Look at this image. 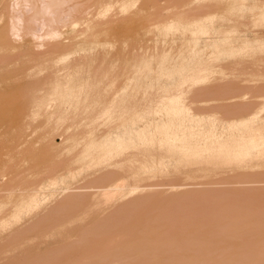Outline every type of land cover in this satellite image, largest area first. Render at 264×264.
<instances>
[{
	"label": "rangeland",
	"instance_id": "obj_1",
	"mask_svg": "<svg viewBox=\"0 0 264 264\" xmlns=\"http://www.w3.org/2000/svg\"><path fill=\"white\" fill-rule=\"evenodd\" d=\"M131 1L85 0L87 6L97 3L94 9L83 17L85 21L93 11L101 10L103 5L104 7L108 5V11L101 26L95 31L92 39H78L66 31L68 34L65 32L67 35L63 39L53 43L61 48L57 61L60 63L72 61V69L66 72L64 69H55L54 73L49 72L45 84L36 82L28 76V72L31 74L36 68L42 69L37 64V57L45 53L47 48H41L34 44L33 51L32 49L30 51L28 46H24L26 51L22 48V51L10 52L11 54L7 58L0 57V176L2 175L0 177V264H48V262H50L49 264H135V262L136 264H175L177 261H180L179 264H203V262L204 264H241L243 260L246 263L247 261H256L255 264H258L260 261L263 264L264 148L248 150L246 135L250 128L262 127L264 130V102L261 103L262 105L260 104L259 110L251 113L245 111L244 106L248 100V94L258 90L264 94V86H262L264 71L245 70L250 68L260 70V66L264 65V28L256 29L249 25L251 20L264 14V0H140L141 3L138 0ZM137 1L141 5L137 7V9L141 7L138 14L141 9H144L143 13L140 12V16L136 15L137 12L131 11L133 10L131 6H136L132 3L135 4ZM186 4L191 5L190 8L189 6L183 7ZM192 4L198 10L208 6L213 14L210 21L212 32L207 36L200 33L199 20L194 22V16H190L196 13ZM160 5L162 9H160ZM171 5L173 7L170 8ZM151 8H154L153 11ZM187 8L188 11L191 10V13L187 11ZM0 11H3V6L0 7ZM128 11L132 13H128ZM193 11L195 13H192ZM211 12L208 11V13ZM183 14L185 17L190 16L185 20L193 19L191 20L193 22H190V25H186L187 22H184L183 28L180 29L182 30V32L180 31L181 35L178 26L180 24L177 25V28L168 27L170 29H166L167 20H169L168 25L170 26L176 23V20L172 21L175 18L178 19V23H181L184 19ZM155 15L160 20L163 15H165L164 17L173 15V18L166 17L167 19L161 20L164 22V29L161 28L163 23L161 24L160 21L157 20L155 24L157 19ZM228 15L233 19V24L237 26V29L233 35L223 41L224 44L214 38L220 35L224 27L223 19ZM130 17L132 18L130 19ZM127 19L128 23L126 24ZM157 24L160 25L157 26ZM184 28H188V31L192 30L190 33L193 30L196 33H193L194 36L187 34L183 31L186 30ZM26 41L28 40L20 43L24 45ZM142 42L144 45H141ZM161 42L165 43L164 45L168 48L172 47L170 50L174 51L172 52L174 56L171 53L169 54L172 57L167 56L168 48L164 49ZM145 45V48H150L153 54L148 50L150 54L144 55L147 49L144 48V52L142 49ZM157 46L163 47L162 53L160 48L154 51ZM189 46L192 47L191 50H189ZM10 48L11 46H8L7 49ZM5 49V46L0 48V55ZM155 52L163 55L159 56ZM175 53L177 54L175 55ZM140 54L143 56L140 57ZM164 54H166V58L162 62H156L157 59L158 61L161 59L158 56L163 58ZM134 55L140 57L141 60L140 58L138 60L137 57L136 59ZM154 55H157V59L151 61ZM128 56L131 59L134 57L136 62L133 59V62H130L131 59H128ZM143 58L144 62H142ZM102 61L108 62V65L103 69V73L108 75L112 74V64L115 62L114 67L117 64L118 68L124 69L126 65H129L132 74L140 72V76L144 73L145 78L149 77L146 80L149 90H143L144 77L141 79L144 81H140L139 74H130L126 78V75L122 76V72L117 67L116 70L119 72L115 73L114 71L115 76L113 75V77L121 74V79L118 77L119 75L117 76L119 80L115 78L118 81H114L113 86H117L119 90L113 87V97L115 95L119 97L122 88H129V91H125L126 96H121L126 98L130 92L134 96L136 95L134 97L129 93L132 98H137L135 101L139 99L136 102L137 106L139 105L138 108L136 105V107L132 105L136 111L132 112L131 109V116L126 117L127 121L131 120L130 117L132 120L127 122L124 121L126 118H123L115 120V123H103L95 126L97 129L90 128V134L86 128L87 135L85 132L84 136L78 134L81 128L73 125L72 128H69L73 133L69 130L72 139L69 137L71 142L68 141L69 145L66 143L67 147L64 146L65 140L58 135L53 138L51 146L48 143L45 144L46 142L43 143L46 141V136L42 128L45 127L46 119L35 122V124L30 121L33 108L29 107V100L32 94L40 91L41 84H44L45 91L49 90L48 85L51 87L50 91L64 90L66 87H70L69 84H66V80L58 84H49V79L63 75L64 72H73L74 76H77L78 71L80 73L85 71L84 75L82 74L84 77L78 75L74 83L78 89V95L85 93V96L89 98L93 90H90L91 93H89L88 89L81 84L97 74L96 70H98V74L100 73L99 64H103ZM123 61H126V65H123L125 64ZM147 62L149 63L147 64ZM131 63L132 65H130ZM135 63L137 66H141L137 67ZM27 64L29 65L27 66ZM133 64L137 68L133 67ZM240 65L244 67L242 70H245L242 73L237 71ZM145 68L148 69L147 73L144 72ZM123 69L121 70L123 71ZM9 70L14 74L11 73L10 76ZM87 70L88 72H86ZM245 73L250 74L249 79L239 83L250 89L255 86L254 91L245 90L242 87L239 88V92H232L231 87L226 88L224 81L237 80L238 78L241 80ZM2 74L6 78L2 77ZM135 76H138V78H134L137 84L144 83H141V86L139 84L137 88L136 84L133 87L130 86L131 88L127 87V84L134 83L132 78ZM113 79L101 77L100 83L107 81L101 85L106 92L110 90ZM78 83H80L79 86ZM134 88L136 93H133L135 92ZM173 88L178 89V103L184 106L181 113L170 116L171 111H168L169 108L166 106L165 108L164 106L153 107L156 109L148 113L151 109L150 104L169 100ZM140 89L144 91L143 93L147 91L146 96L140 92ZM138 93L139 98L137 97ZM58 97L62 98L58 94H52L42 100L53 101ZM34 99L42 101L39 97H33ZM66 100L70 101L68 98ZM74 106L82 108L78 104ZM129 107L127 108L129 109ZM239 108H242V111L239 112ZM158 109L163 112H159ZM141 113L146 114L147 118L144 115V117L142 115L140 117ZM90 115V113H83L84 118L90 117ZM133 118H135V122ZM50 123L48 122L49 125ZM37 130H40V133ZM88 135L93 136V139L86 145L82 138L86 139ZM128 161H134L135 165L141 166V176L144 179L147 178L149 181L148 178H158V180L153 179L154 181L150 179L147 184L165 183L163 180L167 175H186V177L183 176L184 178L176 179L182 182H189L191 181L189 179L195 178L202 182L211 179L213 183L179 187L69 189L78 187L72 186L77 184L75 181L87 179L97 171L112 166L118 167ZM4 176L7 179L3 178ZM10 176L16 180H12ZM129 178L135 180L137 177L130 176ZM123 184L127 186L134 183ZM51 187H57V189H50ZM40 188H45V190H39ZM141 193H144V198L147 199V204L144 205L147 209L143 207L141 213L133 217L134 220L132 218L123 220H127L125 222L127 224H125L126 227L123 226L120 229L123 230L120 235H117L116 232L120 226L112 225L106 232L107 234L99 237L97 241H86L82 246L77 243V237L86 215L93 216L91 219L89 218V222H92L93 218L100 219L104 213V208L100 207L101 205L98 203L112 199H136ZM187 194H191L195 200L189 205V201L185 202L186 205L182 201L187 198L185 196ZM68 196H74L73 199L90 201L87 205H80L75 209L72 207L63 208L61 211L65 217L61 221L47 220L39 225L32 224V221L35 222L33 220L35 216L48 213L52 209V205L63 203L68 199ZM238 219H241L242 222L240 220L238 222ZM126 231L128 235H126ZM115 232L119 237L115 235ZM183 238H187L188 241L185 239L186 242H183ZM210 239L213 241L207 244L206 241ZM111 240L114 242L113 245ZM163 243L169 246L166 244L162 246ZM209 243H211L210 246ZM228 246L230 247L228 248ZM207 247L210 249L208 250ZM195 249L198 252H195ZM126 251L130 254H125ZM114 252L116 255L113 254V257L110 253ZM225 252L226 254H224ZM59 253H62L63 256ZM155 253L161 256L156 257ZM56 254L60 256L57 257ZM204 256L205 258H203ZM237 261L240 262L237 263Z\"/></svg>",
	"mask_w": 264,
	"mask_h": 264
},
{
	"label": "bare ground",
	"instance_id": "obj_2",
	"mask_svg": "<svg viewBox=\"0 0 264 264\" xmlns=\"http://www.w3.org/2000/svg\"><path fill=\"white\" fill-rule=\"evenodd\" d=\"M83 1V2H82ZM131 1V0H130ZM140 2V0H138ZM135 2V4L132 3V5H136L135 7L131 6V8L133 10H131L132 12H137L136 15L137 16H140V12L142 11L143 13V10L144 9H141L139 14H138V10L137 7L141 6L140 3ZM133 2V1H131ZM144 3V2H143ZM232 3V2H231ZM230 3V4H231ZM238 3V2H237ZM97 4V3H96ZM96 4L92 5V6H87V3H85V0H0V7L3 6V11L1 12L0 11V48L2 47H6L5 51L3 50L0 57L1 58H7L9 54H11L10 52L12 53H15V52H18L19 50L22 51V48L25 49L26 51V48L24 46H28L27 48L32 49L33 51V48L35 47L34 44H36V46L38 47H41V48H47V50L45 51V53H42L41 55H39L37 57V64L38 66L42 67V69H38L36 68V70L33 71V73H29L28 71V76H30L31 78H33L36 82H40V83H44L47 81V78H48V73H54L55 69H58V70H62L64 69L65 72L66 71H70L72 69V61L68 60V61H64L62 63H60L59 61H57L59 58L57 57L58 54L60 53V50L61 48L58 47L57 45H53V43H55L57 40L59 39H63L68 33L66 31H69L70 33L69 34H73L75 35L78 39H92L95 31H97V29L100 28L101 26V23H102V20L104 19V16L105 14L107 13L108 11V5H106L104 7H102L101 10H96V11H93L91 16L88 18V20L83 18L87 13L91 12L94 7L96 6ZM187 4H191V3H187ZM183 5V7H187L189 5ZM229 4V5H230ZM157 6L159 4H156ZM175 5V4H174ZM101 6V5H100ZM191 6V5H190ZM189 6V8H190ZM193 6V4H192ZM143 7V6H142ZM173 7L172 5L170 6V8ZM195 8V12L193 11L192 13H195L194 14H191L190 16H194V22H196L197 20H199V28L201 29L200 33L201 34H204V35H208L210 34L212 31L210 30V27L212 26L210 21L212 20V12L210 11V8L207 6V7H203V8H199V10L197 9V7L194 5L193 6ZM192 7V8H193ZM240 7V6H238ZM135 8V9H134ZM156 8V7H155ZM237 8V7H236ZM105 9L103 12L102 10ZM137 9V10H136ZM154 8H151V11H153ZM157 9V8H156ZM160 9H162V6L160 5ZM201 9V10H200ZM158 10V9H157ZM131 11H128L131 12ZM187 11H188V8H187ZM190 13H191V10H189ZM188 11V12H189ZM211 12V13H208ZM120 12V11H119ZM131 12V13H132ZM198 12V13H197ZM122 14V12H120ZM155 13V12H154ZM153 13V14H154ZM163 13V12H162ZM186 13V12H185ZM120 14V15H121ZM145 14V13H144ZM151 15V13H149ZM164 14V13H163ZM187 14V13H186ZM258 14V12H257ZM118 15V16H120ZM130 15V14H129ZM129 15H127V17H129ZM148 15V14H147ZM146 15V16H147ZM162 15V14H161ZM160 15V16H161ZM263 15V16H262ZM260 17H257L253 20H251L249 22V25L251 27H254L256 29H260V28H264V14H262ZM165 15L161 16V18H165L167 19L168 17H172V16H166L164 17ZM176 16V15H175ZM184 16V14H183ZM182 16V18H183ZM189 15H187V19L190 17H188ZM155 17L157 18L156 21H155V24L158 20V22L160 21V23L162 24L163 23V27L161 28H164L165 29V26H164V22H161V20H163V18L160 20L159 17H157V15H155ZM184 16V21L181 23L179 22L178 23V19H172L173 20H176V24L174 26L173 25H168V21L167 20V30H169L171 27L172 28H177V25L179 26V33L180 31L182 32V30H180L181 28H183V25H184V22H187L186 25H190L193 21V19H191L190 21L189 20H185L186 18ZM132 17H130L131 19ZM159 18V19H158ZM173 18V17H172ZM180 18V17H179ZM129 19V18H128ZM128 19L126 20V24L128 23ZM138 20V19H137ZM145 20V19H144ZM147 20V19H146ZM242 20V19H241ZM130 21V20H129ZM134 21V20H133ZM180 21V20H179ZM224 21V27L223 29L221 30L220 32V35L217 36L216 38H214V40H217V41H222V43H224L223 41L227 40L231 35H233L235 32H236V29H237V26H234L233 24V19L231 18L230 15H228L227 18H224L223 19ZM238 21V20H237ZM171 22V20H170ZM189 22V23H188ZM191 22V23H190ZM139 23V22H138ZM165 23V24H166ZM183 23V24H182ZM124 24V25H126ZM170 24V23H169ZM160 25V24H157V26ZM185 25V26H186ZM155 26V25H154ZM153 26V27H154ZM182 26V27H180ZM151 27V26H150ZM158 27V28H160ZM170 27V28H168ZM188 27V26H187ZM171 28V29H172ZM190 28V27H189ZM192 28V27H191ZM190 28V29H191ZM194 28V27H193ZM186 30H183L184 32H186L187 34L189 33L190 35L193 34V33H196V31L193 30L192 33H190L191 31H188V28H184ZM195 29V28H194ZM65 32L67 34H65ZM152 32V31H151ZM162 32V31H161ZM165 32V31H163ZM167 32V31H166ZM140 33V31H139ZM160 33V32H159ZM157 33V34H159ZM185 33V34H186ZM77 34V35H76ZM149 34V33H148ZM182 33H180L181 35ZM145 35V34H143ZM147 35V34H146ZM195 35H198V34H195ZM194 36V34H193ZM145 37V36H144ZM185 38V37H184ZM190 38V37H189ZM193 38V37H191ZM183 39V38H182ZM197 39V38H196ZM25 40H28L26 41V43L23 45L21 44L20 42L22 41H25ZM156 40V39H155ZM189 40V39H188ZM191 40V39H190ZM199 41V40H198ZM193 42V41H192ZM196 42V41H194ZM159 43V42H158ZM162 43V42H161ZM160 43V44H161ZM220 43V42H219ZM218 43V44H219ZM143 44V42L141 43V45ZM163 44V43H162ZM165 44V43H164ZM164 49L165 48H168L166 45H164ZM171 45V43H169ZM196 44V43H195ZM225 44V43H224ZM144 45V44H143ZM156 45V44H155ZM159 45V44H157ZM184 45V44H183ZM191 45V44H190ZM223 45V44H222ZM8 46H11L10 49H7ZM138 46V45H137ZM162 46V45H161ZM172 46V45H171ZM146 47V45L143 47V52L145 51L144 48ZM149 47V46H148ZM155 47V46H154ZM153 47V48H154ZM174 47V46H173ZM177 47V46H176ZM184 47V46H183ZM182 47V48H183ZM187 47V45H186ZM142 48V47H141ZM140 48V49H141ZM152 48V49H153ZM160 48L157 46V48H154V51L156 49ZM163 47L160 48V51L161 53L163 52ZM172 47H169L167 50L168 52L167 53V56L169 57L170 54H173L172 52L174 51H171ZM192 48V47H191ZM190 46H189V50H191ZM195 48V47H194ZM147 49L145 52H144V55L147 56V54H153L152 51H150V48H145ZM176 49V48H175ZM174 49V50H175ZM148 50L150 53H148ZM173 50V49H172ZM187 50V48H186ZM127 51V50H126ZM139 51V49H138ZM138 51H137V55H138ZM153 51V52H154ZM160 51H158L160 53ZM185 51V49H184ZM141 52V51H139ZM159 53L155 52V54H158ZM179 53V52H177ZM175 53V55L177 54ZM132 54V53H131ZM134 54H135V51H134ZM133 55V54H132ZM130 55V56H132ZM163 55V54H162ZM161 54L159 56H162ZM128 56V59H131V57ZM140 57L143 56V54H140L139 55ZM144 56V57H146ZM149 56V55H148ZM156 56V57H155ZM158 58H161L159 61L157 59V55H154V58L151 59V61H154L156 60V62H162L163 59H165L166 57V54H164L163 58L162 57H159ZM174 56V54L172 55ZM170 56V57H172ZM119 57V56H118ZM117 57V58H118ZM124 57V56H123ZM135 57V55H134ZM133 57V58H134ZM137 57V56H136ZM135 57V58H136ZM140 57H137L138 60ZM122 58V57H121ZM127 58V57H125ZM132 58V59H133ZM136 58V59H137ZM174 58V57H173ZM107 57H106V61H107ZM124 59V58H123ZM131 59L130 62H133V60ZM170 59V58H168ZM127 60V59H125ZM141 60V58H140ZM106 61H102L103 64H99V69H100V73L98 74V70L97 71V74L93 75L92 78L90 80H86V82L84 81L83 84H81L82 86H85L87 89H88V92H90V90H93V93H91L90 96L93 97V99L90 100V97L89 95V98H87V96H85V93H81L80 95H78V89L77 87H75V79L78 78L77 76L81 75L83 76L84 72L83 73H80L79 71L77 72V76H74L73 72L71 73H65L63 75H58V77H55V78H51L49 79V84H58L59 82L63 81V80H66V84H69L70 87H66L64 90H57V91H50L51 87L48 85L49 87V90L48 91H45L43 89V86L44 84H41L40 85V91L37 92V93H33L32 94V97L31 99L29 100V107L30 109L33 108L32 110V116H30V121L32 123L35 124V122H38L40 120H43V119H46V123H45V127L42 128L44 129V134L46 136V141H44L43 143L50 145L53 141V138H55L57 135L60 136L63 140H65L63 143H64V146L67 147L66 143L69 145V143L71 142L69 137L70 136V133H69V128H72L73 125H75L76 127H79L81 128V131L78 132V134H82L84 136L85 132H86V128L88 129L87 132L88 134H90V128L92 129V127H95V126H99V125H102L103 123H115L114 121H118L120 119H123V118H128L129 116H131V109H132V112L136 111L134 110L137 106V103L139 101L135 99L137 98H134L136 97V95L134 96L132 93L128 92L127 96L129 97H126V98H123L125 97V93L127 91H129V88L126 89V88H122L120 91L122 92L121 96L118 97V95H115V97H113L114 94H112V89L117 88L113 86L114 84V81H118L119 78H117V75L116 77H113V75L115 76V73H117L116 71L119 72H122V76H125L126 75V78H128L130 76L131 73V69L129 67V65H126V61H123L125 64L123 65H126V67L123 69L122 67H120L121 69H123V71L117 67V64H116V67L119 69V70H116V67H114L115 65L112 64V74L111 75H108L106 73H103V69L108 65V62ZM135 61V60H134ZM148 61V60H146ZM166 61V60H165ZM129 62V61H128ZM127 62V64H129ZM136 62V61H135ZM138 64H139V61H137ZM142 62H144V58L142 60ZM261 62V61H259ZM35 63H36V60H35ZM57 63H59L57 65ZM149 62H147L148 64ZM263 63V62H261ZM260 63V64H261ZM121 64H122V60H121ZM137 63H135L136 65ZM264 64V63H263ZM262 64V65H263ZM29 64H27L28 66ZM122 65V66H123ZM132 65V63L130 64ZM134 65V64H133ZM133 66V67H136V66ZM141 66V65H140ZM140 66H137V67H140ZM259 66V65H258ZM257 66V67H258ZM264 66V65H263ZM263 66H260L258 68H260V70H257V69H245V70H249V71H257V72H263L264 70V67ZM31 67V65H30ZM114 67V68H113ZM136 67V68H137ZM263 67V69H262ZM87 68V67H86ZM132 68V67H131ZM144 68V67H142ZM146 68H147V65H146ZM144 69L145 73L148 72V69ZM26 69V68H25ZM244 69V67H242L241 65L239 66V68L237 69L238 72L242 73L243 71L245 70H242ZM23 70V68H22ZM242 70V71H241ZM262 70V71H261ZM10 71V76H11V73L14 74V72H11ZM9 71H7V73H9ZM13 71V70H12ZM115 71V73H114ZM135 71V70H134ZM25 72V71H24ZM88 72V70L86 71ZM137 72V71H136ZM7 73L5 74V76L7 75ZM20 73V71H19ZM21 73H23L21 71ZM90 73V72H89ZM124 73V74H123ZM135 72H133L134 74ZM24 74V73H23ZM83 74V75H82ZM121 74L118 76L120 77ZM132 74V75H133ZM136 74H139V77L140 78V81H144L145 82V85L142 87V89H148L147 85L148 83L146 84V80L149 78L147 76V78H145V75L143 76L144 73H142V75L140 76V72H137L135 73ZM4 78H6L4 76V74H2ZM87 75V74H86ZM89 75V74H88ZM131 75V76H132ZM249 75L248 73H245L242 75V79L241 81L243 82H246L247 79H249ZM13 76V75H12ZM80 76V77H81ZM91 77V75H89ZM79 77V78H80ZM84 77V76H83ZM82 77V78H83ZM101 77H104V78H110L113 79L111 80V88L109 91H105L104 87L101 86L103 83L107 82V81H104L102 83H100V79ZM138 78V76H135L133 77V82L134 83H130L131 85H128L127 84V87H130V86H134V84H136V88L138 87V85L140 84V86L144 83L140 82V83H136V79L134 80V78ZM142 77H144V80H141ZM9 78V77H8ZM80 78V79H82ZM86 78V77H85ZM117 78V79H115ZM241 78V77H240ZM121 79V77H120ZM124 79V78H123ZM239 79V78H238ZM237 79V80H238ZM3 80V79H2ZM6 80V79H5ZM130 80V79H128ZM236 81V79H234ZM233 79L232 80H226L224 81L223 83L226 85V88H230L231 85L233 84ZM240 80V79H239ZM120 82V81H119ZM132 82V81H131ZM139 82V80H138ZM237 82V81H236ZM235 82V83H236ZM239 82V81H238ZM126 83H128V81H126ZM142 83V84H141ZM73 84V85H72ZM118 84V83H116ZM80 85V83H78V86ZM224 85V86H225ZM125 86V85H124ZM123 86V87H124ZM224 86L222 87V89L224 88ZM114 87V88H113ZM257 87H260V86H257ZM131 88V87H130ZM140 88V87H139ZM125 89V90H124ZM119 90V89H118ZM124 90V91H123ZM127 90V91H126ZM132 90V89H131ZM130 90V91H131ZM141 91L140 89V92H144V91ZM145 90V91H146ZM149 90V89H148ZM126 91V92H125ZM134 91H135V88H134ZM124 92V94H123ZM132 92V91H131ZM137 91L133 92V93H136ZM132 94L134 97L132 98L130 95ZM147 93V91L145 92ZM145 93H143V95H145ZM52 94H58L61 97H58L56 99H54L53 101H48V100H42V99H45L46 96H50ZM117 94V93H116ZM138 98L140 97L139 96V93L137 94ZM146 96V95H145ZM33 97H36L42 101H37L36 99L33 100ZM86 97V98H85ZM131 97V98H130ZM66 98H68L70 101L66 100ZM77 98V100H75ZM144 99V96L142 97ZM142 98H141V103H142ZM247 101H246V104L244 106L245 108V111L251 113L255 110H259L260 107H261V103L264 102V94H262L259 90L256 92H252L250 94L247 95ZM75 100V101H74ZM125 100H128V101H125ZM130 100V101H129ZM132 100H134L135 102H133ZM131 101H132V104H131ZM130 102V103H129ZM134 103V104H133ZM136 103V104H135ZM75 104H78L79 106H81L82 108H78V107H75L74 105ZM140 104V102H139ZM261 104V105H260ZM132 105H134V107H132ZM136 105V106H135ZM131 106V107H129ZM139 106V105H138ZM137 106V108H138ZM149 106V105H148ZM151 106V107H150ZM150 108L148 113L150 111H154L156 108L160 107V106H165L169 108L168 111H171L170 113V116L172 114H175V113H181V110L184 108V106H181V104L178 103V89L176 88H173L172 91L170 92V95H169V100L167 101H163V102H160V103H156V104H150ZM87 107V108H85ZM129 107V109L127 108ZM153 107H156L155 109ZM173 109H172V108ZM134 108V109H133ZM171 108V109H170ZM147 109V108H146ZM162 109V107H161ZM163 110V109H162ZM162 110H159L158 111H162ZM147 111V110H146ZM156 111V112H158ZM238 111H242V108H239ZM31 112V110H30ZM29 112V113H30ZM61 112H64V114H61ZM163 112V111H162ZM165 112V111H164ZM83 113H90V117H86L84 118L85 116H83ZM131 113V114H130ZM144 113V112H143ZM152 113V112H151ZM130 114V115H129ZM144 117L145 115L144 114H140V117ZM144 115V116H143ZM157 115V114H155ZM136 116V115H135ZM148 116V115H147ZM168 116V115H167ZM134 117V115H133ZM146 117V116H145ZM127 118L124 119V121H127ZM147 118V117H146ZM118 119V120H117ZM129 119L132 120V118L130 117ZM128 119V120H129ZM134 119V122H135V118ZM143 119V118H142ZM145 119V118H144ZM29 120V119H28ZM129 120V121H131ZM127 121V122H129ZM45 122V121H44ZM43 122V123H44ZM48 122H51L50 125L48 124ZM121 122V121H120ZM133 122V121H132ZM124 124V122H123ZM108 125V124H107ZM44 126V125H43ZM71 126V127H70ZM74 126V127H75ZM104 126V125H103ZM106 126V125H105ZM109 126V125H108ZM112 125L110 124V127ZM41 127V126H40ZM73 127V128H74ZM78 128V129H79ZM96 128V127H95ZM94 128V129H95ZM114 128V127H113ZM39 129V127H38ZM77 129V131H78ZM97 129V128H96ZM107 129V127L105 128V130ZM93 130V129H92ZM126 130V129H125ZM39 131L40 133V130H37ZM76 131V129H75ZM95 131V130H94ZM98 131V130H97ZM103 131V130H102ZM71 133H73L71 130H70ZM87 132L85 135H87ZM96 132V131H95ZM93 132V133H95ZM34 133V132H33ZM36 133V132H35ZM42 133V131H41ZM68 133H69V136H68ZM37 134V133H36ZM72 135V134H71ZM81 135V136H82ZM93 136H95L94 134H92ZM34 136V135H33ZM77 136V135H76ZM75 136V137H76ZM82 136V137H83ZM93 136H87L86 139L85 138H82L83 139V142L87 145V143H91V139H93ZM72 139V137H71ZM85 139V140H84ZM90 140V141H89ZM35 141V140H34ZM38 141V140H37ZM69 141V143H68ZM253 141H255V143H253ZM124 142V141H123ZM121 142V143H123ZM83 143V144H84ZM120 144V143H118ZM253 144V145H252ZM76 145V144H75ZM117 145V144H116ZM246 145L249 146L247 147L248 150L250 151H253V150H261L262 148H264V130L262 129V127H257V128H250L247 130V135H246ZM51 146V145H50ZM71 148V147H70ZM76 148V147H75ZM84 148V147H83ZM69 149V148H68ZM88 150L90 148H87ZM53 150V149H52ZM55 150V149H54ZM67 150V149H66ZM87 150V151H88ZM70 152V151H69ZM55 153V152H54ZM53 153V154H54ZM76 153V151H75ZM67 154V153H66ZM76 157V156H75ZM87 157V156H85ZM77 159V158H76ZM78 160V159H77ZM135 162L134 161H131V162H123L121 165H119L118 167L116 166H112V167H108L106 169H103V170H100V171H97L95 172L92 176L90 175L87 179H80L78 181H75V183L77 184H74L72 186H78V187H71L69 189H93V188H101V187H118V188H122V187H129V188H150V187H179V186H199V185H210L212 184L213 180L211 181V179H208L204 182L202 181H198L196 180L195 178H192V179H189L191 181L189 182H182V181H178L176 179H178L179 177H182L184 178L183 176L186 177V175H174V176H169L167 175L165 178H164V182L165 183H156V184H147V178H143L141 175V171H142V168L141 166H137L134 164ZM5 166V165H4ZM3 171V169L1 170V172ZM5 171V170H4ZM135 171V172H133ZM133 172V173H132ZM40 175V174H39ZM130 176H133V177H137L135 180H130ZM2 177V175L0 176ZM11 177V176H10ZM5 178V176L3 177ZM7 179V178H5ZM12 180H16V179H13L11 177ZM150 182V179L153 180V179H157L158 178H148ZM163 179V178H162ZM185 180V179H184ZM154 181V180H153ZM152 181V182H153ZM209 181V182H208ZM16 182V181H15ZM133 182L134 184H128L127 186L123 183H131ZM156 182V181H155ZM15 184V183H14ZM113 184H117V185H113ZM50 189H57V187H51ZM39 190H45V188H40ZM205 193V192H204ZM199 195V194H198ZM187 196V198L183 199V203L186 205L185 202L189 201L188 205L195 201L193 197H191V194H187L185 195ZM195 196V195H193ZM198 197V196H197ZM204 197V196H202ZM68 199L65 200L63 203L61 204H58V205H52V209L48 212V213H45L44 215H38V216H35L33 218V220L36 222H33L32 221V224L35 226V225H39V224H42L44 223L45 221L47 220H56V221H61L65 215L62 214L63 212L61 211L63 208H69V207H72L73 209L77 208L78 206L80 205H87L88 204V201L90 200H80V199H73L74 196H68L67 197ZM200 198V197H198ZM203 199V198H202ZM202 199H200L202 201ZM181 201V202H182ZM108 202V203H106ZM196 203V202H195ZM147 204V199L144 198V193H141L140 195H138V198L136 199H119V200H107V201H103L101 203H98V205H101L100 207L104 208V213L102 214L101 218L100 219H97L92 222H89V218L91 219L93 216L92 215H86V218L84 219V222H83V225L81 226V231L77 237V243L79 245H83L84 242L86 241H90V240H95L97 241L99 239V237H101L102 235H105L107 234L106 232H108L109 228L112 226V225H119L120 227L116 229V233L115 232V235H120L123 230L121 231L120 229H122L123 226H125V222H127V220H130L131 218L133 219V217H135L136 215H139V213H141V209L144 207V205ZM179 205V204H178ZM182 205V204H181ZM194 205V203H193ZM201 206V205H200ZM164 208V207H163ZM176 208V207H175ZM179 208V206H178ZM144 209H147L146 207H144ZM149 209V208H148ZM181 209V208H180ZM195 209H196V206H195ZM204 209V207H203ZM165 210V209H164ZM171 210V209H170ZM178 210V209H177ZM150 211V210H149ZM173 211V210H172ZM195 211V210H194ZM161 212V211H160ZM164 212V211H163ZM166 212V211H165ZM190 212V211H189ZM257 212V211H256ZM151 213V212H150ZM154 213V212H153ZM168 213V211H167ZM172 213V212H170ZM184 213V212H183ZM197 213V212H196ZM164 215H167V214H164ZM171 215V214H170ZM173 215V214H172ZM171 215V216H172ZM174 215H176L174 213ZM178 215V214H177ZM183 215V214H182ZM69 217V216H68ZM164 217V216H163ZM166 217V216H165ZM170 217V216H169ZM184 217V216H183ZM161 218V216H160ZM92 219V220H93ZM127 219L126 221H123ZM165 219V218H164ZM134 220V219H133ZM242 222L241 219H238L237 221ZM236 221V220H235ZM131 223V222H130ZM232 222H230L231 224ZM237 223V222H236ZM246 223V222H245ZM248 223V221H247ZM250 223V222H249ZM162 224V223H161ZM194 224V223H193ZM227 224V223H226ZM235 224V222H234ZM244 225V222L242 223ZM190 225V224H189ZM229 225V224H228ZM232 225V224H231ZM246 225V224H245ZM235 226H237L235 224ZM126 227V226H125ZM190 228V227H189ZM126 230V229H125ZM221 230V229H220ZM130 231V230H128ZM216 232V231H215ZM171 233V232H170ZM116 235V236H117ZM126 235H128V232L126 231ZM123 236V235H122ZM119 237V236H117ZM125 237V236H124ZM147 237V236H146ZM169 237V235H168ZM188 237V236H187ZM236 237V236H235ZM149 238V237H148ZM155 238V237H154ZM171 238V237H169ZM197 238V237H196ZM150 239H153V238H150ZM173 239V238H172ZM187 238H183V242H186ZM251 239V238H250ZM255 239V237H254ZM119 240V238H118ZM137 241H139L138 239H136ZM144 240V238H143ZM163 240V239H162ZM185 240V241H184ZM191 240V239H189ZM205 240V239H204ZM112 241V240H111ZM120 241V240H119ZM148 241H151V240H148ZM165 241V240H163ZM188 241V240H187ZM194 241V239H193ZM210 241H213V239H210L209 241H206V243L208 244V242ZM263 241V240H262ZM145 242V240H144ZM169 242V241H167ZM175 242V241H174ZM192 242V241H191ZM173 243V242H172ZM171 243V244H172ZM195 243V242H194ZM212 243V242H211ZM209 243V246L210 244ZM244 243V242H243ZM88 244H90L88 242ZM110 244V242H109ZM112 245L114 244V242L112 241L111 243ZM110 244V245H111ZM134 244V242H133ZM140 244V243H139ZM148 244V243H147ZM151 244V243H150ZM154 244V243H153ZM166 244V243H165ZM164 243L162 244L165 245ZM204 245V241L202 243ZM247 244V243H246ZM136 247L135 249H137V246L136 244H134ZM137 245H138V242H137ZM142 245V243H141ZM144 245V244H143ZM168 245V244H166ZM196 245V244H195ZM206 245V244H205ZM259 245V244H258ZM261 245V243H260ZM123 248H124V245H122ZM169 246V245H168ZM198 246V245H197ZM133 247V248H134ZM192 247V246H191ZM195 247V246H193ZM199 247V246H198ZM197 247V248H198ZM202 247V246H201ZM230 246H228L229 248ZM162 248V247H161ZM166 248V247H165ZM196 248V247H195ZM208 248V247H207ZM244 248V247H243ZM261 248V247H260ZM263 248V247H262ZM82 249V248H81ZM153 249V247H152ZM168 249H170L168 247ZM192 249V248H191ZM200 249V247H199ZM210 248H208L209 250ZM258 249V247H257ZM84 250V249H83ZM206 250V248H205ZM223 250V249H222ZM225 250V249H224ZM115 251V250H114ZM120 251V250H119ZM123 251V249H122ZM121 251V253H123ZM132 251V249H131ZM137 251V250H136ZM193 251V249H192ZM191 251V252H192ZM221 251V250H219ZM250 251V250H249ZM52 252V251H51ZM88 252V251H87ZM117 252V250H116ZM125 252V251H124ZM128 251H126L125 254H130V253H127ZM130 252V251H129ZM148 252V251H146ZM194 252V251H193ZM195 252H198L196 251L195 249ZM207 252V251H205ZM218 252V251H217ZM215 252V253H217ZM237 252V251H236ZM255 252V251H254ZM260 252V251H259ZM120 253V254H121ZM202 253H204L202 251ZM210 253V252H209ZM213 253V252H212ZM60 255H62V253H59ZM65 254V253H64ZM113 254L116 255V253H110V255ZM118 254V253H117ZM137 254V253H136ZM156 254V257L159 256L158 253H155ZM193 254V253H191ZM226 254V252L224 253ZM222 254V255H224ZM49 255V254H48ZM58 255V256H60ZM124 255V254H123ZM195 255V254H194ZM245 255V253H244ZM258 255V254H257ZM57 256V254H56ZM57 256V257H58ZM63 256V255H62ZM67 256V255H66ZM121 256V255H120ZM127 256V255H126ZM161 256V255H160ZM159 256V257H160ZM199 256V255H198ZM201 256V255H200ZM206 256V255H205ZM205 256L203 258H205ZM231 256V255H230ZM55 257V256H54ZM114 257V256H113ZM129 257V256H127ZM197 257V256H196ZM221 257V256H220ZM225 257V256H224ZM235 257V256H234ZM233 257V258H234ZM240 257V255H239ZM61 258V257H60ZM191 258V257H190ZM199 258V257H198ZM201 258V257H200ZM207 258V257H206ZM250 258V257H249ZM257 258V257H256ZM51 259V258H50ZM128 259V258H127ZM187 259H189L187 257ZM197 259V258H196ZM236 259H239V258H236ZM255 259V258H254ZM42 260V259H41ZM39 260V261H41ZM48 260V259H47ZM47 260H46V263H47ZM114 260V259H113ZM123 260V259H122ZM121 260V261H122ZM126 260V259H125ZM192 260V259H190ZM194 260V259H193ZM220 260V259H219ZM246 260V259H245ZM250 260V259H249ZM256 260V259H255ZM115 261V260H114ZM182 261V260H181ZM206 261V260H205ZM207 261H208V258H207ZM242 261V260H241ZM254 261V260H253ZM258 261V260H257ZM37 263V261H35ZM34 262V263H35ZM175 262V261H173ZM172 262V263H173ZM178 262V263H177ZM175 262V264H179L180 261H177ZM201 262V261H200ZM220 262V261H219ZM222 262V261H221ZM224 262V261H223ZM232 262V261H231ZM236 262V261H234ZM240 262V261H237V263ZM251 262V263H250ZM256 261L252 262V261H247V263H254L255 264ZM39 263V262H38ZM50 262H48L49 264ZM190 263V262H189ZM192 263V262H191ZM194 263V262H193ZM198 263V262H197ZM207 263V262H206ZM218 263V262H217ZM225 263V262H224ZM243 263L247 264L246 261L244 262L243 260ZM241 263V264H243ZM259 263L261 264V262L259 261ZM258 263V264H259ZM263 263V262H262ZM12 264V263H10ZM32 264V263H31ZM136 264V262H135ZM181 264V263H180ZM184 264V263H183ZM201 264V263H200ZM204 264V262H203ZM211 264V263H210ZM230 264V263H229ZM264 264V263H263Z\"/></svg>",
	"mask_w": 264,
	"mask_h": 264
},
{
	"label": "crops",
	"instance_id": "obj_3",
	"mask_svg": "<svg viewBox=\"0 0 264 264\" xmlns=\"http://www.w3.org/2000/svg\"><path fill=\"white\" fill-rule=\"evenodd\" d=\"M237 81V82H236ZM234 80L233 81V84L231 85V88H232V92H239V88H245V90L246 89H249V91H254L255 90V86H254V88H248V86H245V85H242L241 83H239V82H241V80ZM239 81V82H238ZM236 82V83H235ZM262 86H264V84L262 85Z\"/></svg>",
	"mask_w": 264,
	"mask_h": 264
}]
</instances>
